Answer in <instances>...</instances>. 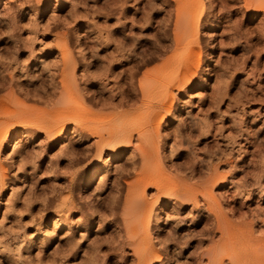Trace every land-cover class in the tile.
I'll use <instances>...</instances> for the list:
<instances>
[{
	"label": "rangeland",
	"instance_id": "rangeland-1",
	"mask_svg": "<svg viewBox=\"0 0 264 264\" xmlns=\"http://www.w3.org/2000/svg\"><path fill=\"white\" fill-rule=\"evenodd\" d=\"M251 1L203 0L198 41L188 60L187 71L194 76L178 91L171 77L183 73L187 57L171 58L176 0H58L54 10L55 0H0V98L12 91L33 109H49V125L61 116L54 106L62 60L56 36L75 60L82 99L77 115L91 130L102 127L99 134L118 115L134 118L143 77L161 82L148 88L146 115L151 119L146 116V124H153L146 125L144 148L136 147L143 151L121 147V156L109 159L108 173L102 163L111 148L97 158L94 130H80L85 123L76 133L68 125L56 138H45L36 124L27 126L31 134L25 136L8 129L0 150L5 170L0 264H136L130 245L142 235L157 248L154 237L166 240L167 251L160 249L164 264L169 258L168 264H207L204 253L210 249L228 264L226 242L233 248L244 240L251 247L240 243L232 249L239 261L264 255V195L257 203L255 188L256 181L264 186V127L256 116L264 108V22L259 0H253L256 5ZM164 89L173 92L172 99ZM168 103L165 114L160 106ZM156 108L162 120L155 119ZM21 158L27 163L25 178L18 170ZM37 158L41 162L33 173L29 162ZM202 184L208 186L206 199L195 191ZM133 185L153 211L147 233L128 238L122 206ZM69 207L73 210L67 213ZM159 207L168 224L166 215H154ZM55 214H62L63 221L54 224ZM176 244L177 256L171 254Z\"/></svg>",
	"mask_w": 264,
	"mask_h": 264
},
{
	"label": "bare ground",
	"instance_id": "bare-ground-1",
	"mask_svg": "<svg viewBox=\"0 0 264 264\" xmlns=\"http://www.w3.org/2000/svg\"><path fill=\"white\" fill-rule=\"evenodd\" d=\"M7 1L9 2V0H7ZM36 1L41 2V1H47V0H36ZM57 2H58V0H55V6L53 7L52 10H54L57 7ZM176 2H177V14H176L177 16L176 17H178V18L176 19V21L174 23V25L176 24V26H175L176 28L174 27L175 31H173L175 43L173 46L174 49H173V54L171 55V58L174 60L175 58H177L180 55L181 56L186 55L187 60H186V63L184 64L186 68L185 67H184L185 69L183 68L184 69L183 73L181 74L182 71L179 72V74L176 78H174V75L172 74V73H175V72H173L174 71V66H173V68H172L173 71H171L172 72L171 74L173 75V77H171V80H173L175 82V84H173L172 87H176L175 90L181 91V89L192 80L191 76H194V74L191 75L189 73L190 71H187V70H189V65H190V62H188V60H189L190 54L194 51L193 46H195L197 44V41H198V36H199L198 30H199V26H200L201 15H202L203 10L205 8V4H204L203 0H176ZM251 2H253L252 3L253 5L255 4L253 0ZM251 2H249V3H251ZM208 5L210 7L213 6L211 2L210 3L208 2ZM256 7H257L259 14L262 15L260 21L264 22V0H259V3L256 5ZM55 38L56 39L54 40L55 41L54 46H55V49L58 51V54L61 55L62 60L61 61L57 60L59 65H60L59 68L61 71L60 70L59 71H60V75H61V80H60V76H59L60 89H59V91L57 90L58 91L57 93H55L58 96H55L57 98L55 101L56 103L54 102V106H56V108L58 107L57 113L61 114V116H59V119H58V116H57V118H55L56 117V115H55V117H54L55 121H53L54 124L52 123V125H49V116H50L49 115V109H47V110H45V109L39 110V109H35V108L33 109V108L25 105L24 103L20 102L16 98V96L13 95L14 93L13 94L11 93L12 91L10 93H8L9 96L6 93L7 94L6 96H8V98L7 97L6 98H4V97L0 98V150H1V147L3 146V144L5 143V138L7 137L6 134H7L8 129H10V128H12L14 130L16 129L17 132L14 135L23 134L25 136V134H29V133L31 134V132H30L31 130H28L29 128L27 126L32 125L31 127H33V125L36 124L35 125L36 130L40 133L42 132L45 138H50V137L56 138L57 136H59V134H61L63 131H65V128L68 125H72L74 127V128H72V132H70V133H76L77 129H79V126L82 123L81 121L83 119H81V118H83V117L79 118L77 115V113L79 114L80 111H82L81 106H80L82 99H81L80 91L77 88L76 81L74 78V73H75V71H74L75 62L74 61L75 60L70 58L69 51L67 50V44H65L63 38L61 36H56ZM178 51H184V54H180ZM196 54L199 58L200 53L197 52ZM173 60H171V59L167 60V61H169V63H168L169 66H170V63L173 62ZM174 61H176V60H174ZM164 63H166V62H164ZM173 64H176V62H174ZM172 69H170V70H172ZM262 71H264V68ZM176 72H178V71H176ZM165 75L163 74L162 76H164V78H166V79L167 78L170 79V77H165ZM168 75H170L169 71H168L167 76ZM162 76H160V77L162 78ZM158 80L159 79H157V81ZM154 81H156V80H154ZM154 81L152 79H149V78L144 79V77L142 78L141 81H139V87L141 90V100H140L139 104H137L136 108H133L134 110L132 109L133 111L131 113H135L134 118H131V116H130L131 114L130 115L127 114L128 116H126V115L125 116L124 115L119 116L118 115V118L115 119L116 123L113 120L114 123L112 125L110 124V127L108 129H107L108 125L105 126L106 130H107L105 132V134H99L100 133L99 130L101 131L100 128H102V127H100V128H93L92 127V130H94L93 132L96 134L95 141H93V146L95 148L96 157L100 158L101 153H103L104 148H111L109 154L107 155V159L104 160L102 163L103 164L102 170H104V173H108L109 159L114 157V156L116 157L117 155H118V157L121 156V152L123 151V150H120L121 147H131V149L130 148L129 149L132 153L134 148L136 150L140 151L141 148L140 149H137V148L142 147V145L145 146V144H143V143H144V141H146V139L144 140V138H146L145 134H147L148 133L147 131L149 130V129L145 130L146 125L149 126V125L153 124L151 122L146 124V116L148 119V115H146V113L149 109H151L147 105V99H148L147 96L150 95L148 88L153 83H154L153 84L154 87L158 85L157 83H159L157 81H156L157 83ZM164 81L162 83H164ZM169 81H168V83H170ZM173 81H171V83H173ZM19 86H21V85H19ZM19 86H18V88H19ZM158 86L160 87V85H158ZM150 88H151V90L153 89L151 86H150ZM167 91H168V89H167ZM167 91L165 93V96H166V94H167V96L169 94V93H167ZM30 92H31V90H30ZM45 93H46V91H45ZM171 93L173 94V92H170L169 98L172 99L173 96ZM48 100L50 101V98ZM149 100L151 101V98H149ZM163 101H165V100H163ZM169 102H170V100H169ZM151 103H152V101H151ZM166 105L160 106L163 108V110H165V114L170 111L169 109L171 108V103L170 104L168 103L167 106ZM62 107H64V108H62ZM51 108H53V105L51 106ZM158 109L156 110L158 112H155L153 114H155V119H158V121H159V120L163 119V116L160 114V111ZM154 110H155V108H154ZM51 111H53V110H51ZM151 112H153V111L150 110V113ZM128 113H130V111H128ZM129 116L131 119H129ZM256 116L262 118V126L261 127L263 128L264 127V108L257 109ZM84 118L87 121L86 117H84ZM149 119H151V118H149ZM153 119H154V117H153ZM89 121H91V120H88L87 122H89ZM93 121H94V119H93ZM158 121H156V123ZM83 123L86 124V122H83ZM89 123H88V125H89ZM158 123H160V122H158ZM92 124H94V127H95V123L92 122ZM58 125L60 126V128L57 127ZM156 125L158 126V124H156ZM157 126H156V128H157ZM105 127H104V129H105ZM90 128H91V126L87 127V124H86V127H83V128L81 127L80 130L82 133L83 132L89 133L92 131ZM147 128H149V127H147ZM104 129L102 130V132L105 131ZM97 132H99V133H97ZM134 132L138 136L135 134L136 135V138H135L136 141H135V146L133 147V146H131V144L133 143L132 141H133V133ZM62 137H63L62 138L63 140L67 139L66 136H62ZM118 145H120V147ZM64 146H62V148H61L62 150H63V148H64V150L66 149ZM115 146H118V150L112 149ZM142 148H144V147H142ZM136 150H134V151H136ZM141 151H143V149H141ZM142 155L143 154L140 153L139 157L141 156L143 158V156H145V158H146V155H143V156ZM18 157H21V156H18ZM142 158H140V160ZM35 160L36 161H34V162L33 161L29 162L30 163V169L32 172L37 168V166H38L37 163L41 162L40 161L41 158H37ZM144 160L145 159H143L141 161H144ZM23 162H24V160L22 161V158H21V160H19V163L21 164V166H19L18 170H21L22 177L25 178V167H26L27 163H23ZM49 165L50 164L48 161L47 166H49ZM97 170L98 169L96 166L93 167L92 175L96 174ZM4 176H5V170L0 164V194H1V191L3 190V186H4V183H3L4 179L2 180V178ZM136 186L133 185V187H129L126 190L125 200H124L123 206H122V211H123L124 217H125L122 222L124 225V229L126 231L125 233H127L128 238L134 237L135 235L138 234L137 232L141 233L144 231L147 233V230L149 227V219L151 218V212L153 211L152 204L149 203L147 200H143V198H141L140 196L137 195L140 192ZM207 187H208L207 185L202 184V185H199L197 189L195 188V191H197L196 193H199L201 198L206 199V198H208L207 196H209V192L207 190ZM255 188L259 192L258 199H257V203H258L261 200L262 196L264 195V186L261 183H259V181H256ZM12 189H13V187L10 189L11 192H12ZM191 190L193 191V188ZM195 191H193V192H195ZM132 198H133V200H131ZM134 199H136V200H134ZM258 209L260 210L259 206H257V210ZM71 210H73V208L69 207V208H67L66 212L69 213V212H71ZM261 213H263V212H261ZM60 215L63 216L62 214H55L54 218H52L51 221H53L55 224V222L59 221V219L61 217ZM154 215L157 217L159 215H166V213L164 212L163 208L159 207ZM64 218L65 217H63V219ZM177 218H178V216H177ZM157 219H160V218H157ZM60 220H62V219H60ZM82 220H83V215L80 216L78 222H82ZM168 221H169L168 215H166L164 222L167 223ZM165 223H163V224L166 225ZM139 228H141V229H139ZM158 228L159 227H157V229H156L157 231L163 230V229L160 230ZM130 235H134V236H130ZM125 236H126V234H125ZM135 237H137V236H135ZM154 239H155V241H157L159 248L155 247V245L151 242L152 238L149 237L148 235H144V236L142 235V237L140 239H137V240H139L138 242H135V243L133 242L130 245L132 254L135 256V259H136V264H164V263H161L162 254L160 252V249H161L162 253H163V251L164 252L167 251L168 246H166V240L165 241H160V240L158 241L157 237H154ZM223 243H222V245L224 246L225 242H223ZM226 243L228 244L227 245L228 247L226 246V248H229V249H226L227 250L228 264H264V255H259L260 253L256 254L254 261L252 260V258H251V260L246 259L247 257L246 258L244 257L245 259L242 262H241L242 259L239 261V258H241V257L240 256L238 257L236 252L233 251L234 250L233 248L234 247L237 248L236 245L237 244L240 245L241 242L237 243L235 246H233V248L229 247L232 245L231 243H230L231 245H229V242H226ZM184 244H186V242ZM240 246L246 247V248L251 247V245L247 242V240L246 241L244 240ZM176 247H177V244L174 245L173 249L171 250L172 255H176V253L178 254V252H176ZM211 250L212 249L207 250L204 253V255L206 256L207 264H215L217 262H219V264H222L223 262L221 261V258L219 259V254L217 252H212ZM172 257H174V256H172ZM170 261H172V259L170 260V258H169L168 263H170ZM166 263H167V261H166Z\"/></svg>",
	"mask_w": 264,
	"mask_h": 264
}]
</instances>
